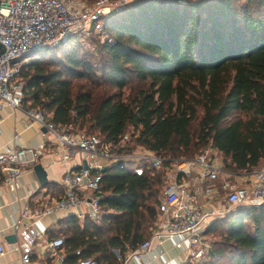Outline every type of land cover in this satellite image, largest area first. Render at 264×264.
<instances>
[{
	"label": "trees",
	"instance_id": "obj_1",
	"mask_svg": "<svg viewBox=\"0 0 264 264\" xmlns=\"http://www.w3.org/2000/svg\"><path fill=\"white\" fill-rule=\"evenodd\" d=\"M241 1L137 0L101 18L106 38L99 62L69 48L76 35L24 57L19 75L26 109L44 110L67 132L95 134L118 153L140 148L165 158L161 169L141 175L124 160L100 171L101 217L67 228L65 264L78 258L121 264L149 238L172 160L210 145L229 171L259 167L264 0ZM233 111L238 117L222 124ZM205 233L210 256L186 264H264V204L238 207ZM77 249L80 255L71 254Z\"/></svg>",
	"mask_w": 264,
	"mask_h": 264
},
{
	"label": "built area",
	"instance_id": "obj_2",
	"mask_svg": "<svg viewBox=\"0 0 264 264\" xmlns=\"http://www.w3.org/2000/svg\"><path fill=\"white\" fill-rule=\"evenodd\" d=\"M130 0H0V111L6 107L20 108L23 104L24 84L20 78L24 57L34 51L52 49L71 35L101 32V18L119 11ZM28 119L53 135L62 148V159L68 160L77 151L86 156L87 167L68 168L62 178L63 194L42 211L22 210V216L38 218L55 210H67L81 205L88 207L86 215L99 220L101 170L100 160L136 158L132 171L141 175L145 170L162 168L165 158L154 153H118L116 145L103 144L95 134L67 132L51 123L44 110L27 108ZM126 139V136L125 138ZM32 148H6L0 152V168L7 184L14 183L24 168L35 162ZM232 177L233 179H230ZM264 204V165L254 171L253 179L238 178L224 172L217 151L210 145L193 157L174 159L164 173V185L157 206L158 217L151 236L122 258L140 260L153 253L155 245L175 239L174 246L185 253V261L197 262L210 256L212 244L206 235L207 227L224 218L238 207ZM84 216V213H79ZM18 234L17 249L21 264H50L32 260L37 242L42 238L32 224L18 220L14 225ZM46 257L57 264H65L67 253L62 237L46 242ZM4 248L0 243V254ZM80 255V249L72 252ZM72 264H96L91 258H78Z\"/></svg>",
	"mask_w": 264,
	"mask_h": 264
},
{
	"label": "crops",
	"instance_id": "obj_3",
	"mask_svg": "<svg viewBox=\"0 0 264 264\" xmlns=\"http://www.w3.org/2000/svg\"><path fill=\"white\" fill-rule=\"evenodd\" d=\"M25 109L26 107L22 105L20 108L6 107L0 111V152H4L8 147L32 148L36 151L35 162L26 166L14 183L4 182L0 168V243L4 248V253L0 254V264H21L20 253L17 249L18 234L13 228L18 220L32 224L42 233V238L34 247L32 260L39 263L57 264L46 257L44 250L46 242L55 236L64 237L67 228L71 227L73 222L82 225L85 220H92L86 215L88 207L81 205L67 210H55L38 218L22 216L21 213L25 208L31 211H42L46 206L54 204L63 194L61 181L66 170L82 167L84 163H87L86 156L77 151L68 160H63L59 141L36 122L28 119L24 113ZM133 153L138 155L153 152L143 150L142 153ZM100 163L103 168L115 164H108L105 159L100 160ZM124 163L132 170L138 162L136 158H126ZM220 163L224 172L233 173L224 167V163ZM37 165L41 166L43 172L35 171ZM263 165L264 159L258 168L251 171L234 172V174L238 178L253 179L254 171ZM79 213H84V216H79ZM11 235L15 236V242L6 240V236ZM174 242L175 239L167 240L158 246L155 245L154 255L144 254L139 261L131 259L128 264H186L184 251L176 248ZM131 251H127L126 254ZM66 253L70 254L67 251ZM116 254L120 257L118 250Z\"/></svg>",
	"mask_w": 264,
	"mask_h": 264
},
{
	"label": "rangeland",
	"instance_id": "obj_4",
	"mask_svg": "<svg viewBox=\"0 0 264 264\" xmlns=\"http://www.w3.org/2000/svg\"><path fill=\"white\" fill-rule=\"evenodd\" d=\"M137 0H130L131 4L132 2H135ZM240 2H243L240 0ZM100 32H95V31H89L85 32L82 34H75L76 35V40L75 42L71 43L69 48H76L78 50V54L82 55V57L91 60L92 62H99L101 60V55L99 54L98 48L101 46L102 42L106 38L104 34H98ZM238 117V112L233 111L224 121L222 124L227 123L230 120H233L234 118ZM207 148V147H206ZM137 153H142L143 150L140 148H137L135 150ZM193 157V156H192ZM218 161L224 163L223 157L221 154L217 153ZM189 158V157H187ZM106 163H116L117 159H110V160H105ZM230 179H233L230 177ZM114 251V250H112ZM116 256L117 254L113 252ZM117 258H119L117 256Z\"/></svg>",
	"mask_w": 264,
	"mask_h": 264
},
{
	"label": "water",
	"instance_id": "obj_5",
	"mask_svg": "<svg viewBox=\"0 0 264 264\" xmlns=\"http://www.w3.org/2000/svg\"><path fill=\"white\" fill-rule=\"evenodd\" d=\"M176 1L184 2L185 0H176ZM82 167L86 168L87 165L84 163ZM102 169H104V168H102ZM35 171L36 172H43V170L41 169V166H39V165L35 166ZM15 239L16 238L14 235L6 236V240L9 242H15ZM114 252L117 253V250L114 249Z\"/></svg>",
	"mask_w": 264,
	"mask_h": 264
}]
</instances>
